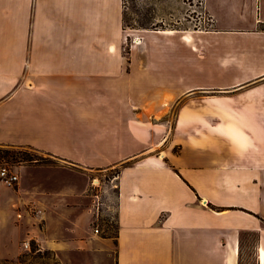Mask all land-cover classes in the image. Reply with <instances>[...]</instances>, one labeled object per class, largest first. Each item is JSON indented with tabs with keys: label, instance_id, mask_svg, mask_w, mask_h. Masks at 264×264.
Listing matches in <instances>:
<instances>
[{
	"label": "crops",
	"instance_id": "0c3cea01",
	"mask_svg": "<svg viewBox=\"0 0 264 264\" xmlns=\"http://www.w3.org/2000/svg\"><path fill=\"white\" fill-rule=\"evenodd\" d=\"M232 2L243 3L241 20L228 18ZM125 8V0H0V145L61 161L19 166L15 187L0 178V259L18 264L30 238L59 264L67 253L82 264L94 256L96 264H241L252 242L264 264V64L244 53L264 45V0H205L213 29L187 39L146 31L131 46ZM204 33L236 41L243 57L230 59L223 79L164 76L152 54ZM117 165V238L102 237L90 180ZM28 166L64 182L28 188ZM61 223L70 234H56Z\"/></svg>",
	"mask_w": 264,
	"mask_h": 264
},
{
	"label": "rangeland",
	"instance_id": "374dc122",
	"mask_svg": "<svg viewBox=\"0 0 264 264\" xmlns=\"http://www.w3.org/2000/svg\"><path fill=\"white\" fill-rule=\"evenodd\" d=\"M229 4L231 5V9L228 12L235 15V17H228L227 11L221 8L219 3H213L216 6L217 13L226 18L228 17L230 20L237 21L242 17L243 3L232 2ZM125 6V28L132 35L129 38V46L139 43L141 39L137 35L143 34L146 31H175L187 39V35L190 36L195 32L207 31L214 28L213 19L205 9V0H125ZM253 11L254 9L252 7L249 11H244L247 13L245 15L247 23L253 20ZM145 40L146 42L143 46L145 47V45L149 44V47L152 48L155 42L153 36L147 35ZM236 44L240 45L236 41H226L221 35L204 33L202 37L191 39L188 44H183L181 39H179V47L177 49L176 47L170 50L163 49L152 54V57L162 61L164 65V76L171 75V72H175L180 77H187L189 75L191 79L197 81L201 79H205V81H210L215 78L223 79L226 76L225 74L228 73L225 67L229 65L230 59L236 57V55L243 57L240 53L241 51L237 50L238 46ZM138 49L136 48V51L133 49L134 57L141 56L140 50ZM244 53L252 64L255 63V60L259 61V59L261 60L260 65L264 64V45H262V48L260 45V48L253 47L247 49ZM185 62H188V64H185ZM18 148L20 147L0 145V167L8 166L12 171L19 173L17 169L25 163H18L12 158L2 157L5 151ZM26 150L42 158L44 160L43 162L47 164L44 166H53L61 163V161L53 158L48 153L35 148ZM191 151V148L188 149L186 155L190 156V154H194V151L193 153ZM176 152H180V147L176 148ZM44 166H32L33 168L28 166L25 171V174H28L25 179L28 188L35 183L34 180L44 183L48 181V183L50 182L57 186L61 182H64V179L56 174L58 171ZM120 170V166L117 165L108 168L106 171H92L94 172L93 178L99 177L102 181V195L100 197L102 206L98 209L94 204L95 210L92 220L93 229L95 232L96 229H99L100 232L98 234L102 237L115 236L117 233V191L115 187L118 171ZM90 189L92 193L96 192L92 187ZM72 228L73 226L70 223H61V225L56 226V234H70ZM85 229H87V226ZM247 247L243 253L244 257L242 258L243 261L241 264H257L255 244L251 242ZM37 248L38 243L34 240L32 252H26L22 245V252L19 256L20 262L18 264H59L60 259L54 257L51 252L44 250L37 251ZM92 259L95 264L101 260L97 256L92 257ZM17 260L5 261L0 259V264H17ZM82 263L83 260L79 259L77 254L67 253L66 264Z\"/></svg>",
	"mask_w": 264,
	"mask_h": 264
},
{
	"label": "built area",
	"instance_id": "2783aa9c",
	"mask_svg": "<svg viewBox=\"0 0 264 264\" xmlns=\"http://www.w3.org/2000/svg\"><path fill=\"white\" fill-rule=\"evenodd\" d=\"M0 178L1 180L10 187H15L19 180L20 176L18 173L11 170L8 166H2L0 167ZM91 187L96 190L95 197L99 199V201H96L95 207L100 209L102 206V201H100L101 197V189H102V181L99 177L93 178L91 180ZM98 205V206H97ZM100 230L96 229V233H99ZM23 248L26 252H32L33 251V240L28 238L23 242ZM42 249L38 246L37 251H41Z\"/></svg>",
	"mask_w": 264,
	"mask_h": 264
},
{
	"label": "trees",
	"instance_id": "16d2710c",
	"mask_svg": "<svg viewBox=\"0 0 264 264\" xmlns=\"http://www.w3.org/2000/svg\"><path fill=\"white\" fill-rule=\"evenodd\" d=\"M26 149H34V148L31 146H26V147H20L18 149L7 150L2 154V157L12 158L15 160V162L18 163H25L30 165H47L43 162L44 160L42 158H40L36 154H32ZM107 237L117 238V233L115 236H107Z\"/></svg>",
	"mask_w": 264,
	"mask_h": 264
},
{
	"label": "bare ground",
	"instance_id": "6f19581e",
	"mask_svg": "<svg viewBox=\"0 0 264 264\" xmlns=\"http://www.w3.org/2000/svg\"><path fill=\"white\" fill-rule=\"evenodd\" d=\"M165 155V154H164ZM262 257H263V261H264V251H262Z\"/></svg>",
	"mask_w": 264,
	"mask_h": 264
}]
</instances>
